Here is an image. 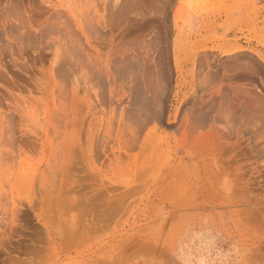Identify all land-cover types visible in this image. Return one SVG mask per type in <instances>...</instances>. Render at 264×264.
<instances>
[{
	"label": "rangeland",
	"instance_id": "rangeland-1",
	"mask_svg": "<svg viewBox=\"0 0 264 264\" xmlns=\"http://www.w3.org/2000/svg\"><path fill=\"white\" fill-rule=\"evenodd\" d=\"M0 264H264V0H0Z\"/></svg>",
	"mask_w": 264,
	"mask_h": 264
},
{
	"label": "bare ground",
	"instance_id": "bare-ground-1",
	"mask_svg": "<svg viewBox=\"0 0 264 264\" xmlns=\"http://www.w3.org/2000/svg\"><path fill=\"white\" fill-rule=\"evenodd\" d=\"M155 110H157V109H155ZM153 112H154V109L152 110ZM152 111H150L151 113H152ZM156 112V111H155ZM157 113H158V111H157ZM160 113V112H159ZM161 114V113H160ZM152 115L154 116V115H156V113H152ZM152 115H150V116H152ZM159 115V114H158ZM162 115V114H161ZM150 116H148V118L150 117ZM152 116V117H153ZM161 117H160V115L157 117V119H160ZM207 118V117H206ZM150 119H151V117H150ZM153 120L155 119V118H152ZM162 119V118H161ZM146 120H148L149 121V119H146ZM156 120V119H155ZM152 121V120H151ZM161 121V120H160ZM159 121V122H160ZM204 121V120H203ZM157 122V121H156ZM156 122H152L153 124L154 123H156ZM148 124V123H147ZM157 124V123H156ZM161 124V123H160ZM146 125V124H145ZM68 180V179H67ZM80 182V181H79ZM72 188V187H71ZM84 190V189H83ZM71 191V190H70ZM74 191V190H73ZM83 192V191H82ZM100 192V191H99ZM74 193V192H73ZM78 193V192H77ZM79 193H81V192H79ZM70 194V193H69ZM106 195V194H105ZM91 196V195H90ZM98 196V195H97ZM96 196V198H94V199H97L98 197ZM72 197V196H71ZM83 198V197H82ZM81 198V199H82ZM99 198L101 199V197H100V195H99ZM91 199V198H90ZM103 199V198H102ZM105 199V198H104ZM107 199V198H106ZM80 200V199H79ZM84 200V199H83ZM110 200V199H109ZM105 201H107V200H105ZM94 201H92V203H93ZM87 203H89V202H87ZM86 203V204H87ZM99 203V202H98ZM97 204V203H96ZM100 204H102V203H100ZM88 205V204H87ZM99 205V204H98ZM73 207V206H72ZM88 207V206H87ZM94 208V207H93ZM97 208V207H96ZM102 208V207H101ZM104 209V208H103ZM91 211V210H90ZM94 211V210H93ZM98 211H99V209H98ZM104 212H105V210H104ZM81 213V212H80ZM97 213V212H96ZM103 213V212H102ZM92 214V213H91ZM94 214V213H93ZM92 214V215H93ZM105 214V213H104ZM103 214V215H104ZM114 214V213H113ZM89 216H90V214H88ZM98 215V214H97ZM99 215H101V214H99ZM105 217V216H104ZM88 218V217H87ZM92 218H94V217H92ZM98 218H99V216H98ZM101 220V219H100ZM89 221V220H88ZM92 221V220H91ZM96 222V221H95ZM103 222V221H102ZM110 222V221H109ZM90 223H92V222H90ZM98 224V223H97ZM90 225V224H89ZM99 225V224H98ZM87 227V226H86ZM92 227V226H91ZM90 227V228H91ZM89 228V227H88ZM97 228V227H96ZM86 230V229H85ZM85 230H84V232H85ZM86 233V232H85ZM82 235H84V234H82Z\"/></svg>",
	"mask_w": 264,
	"mask_h": 264
}]
</instances>
